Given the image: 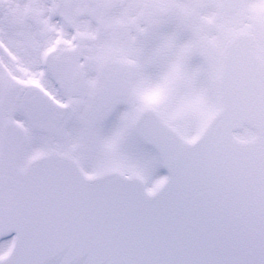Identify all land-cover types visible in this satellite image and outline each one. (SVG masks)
I'll return each instance as SVG.
<instances>
[{"label": "snow or ice", "instance_id": "obj_1", "mask_svg": "<svg viewBox=\"0 0 264 264\" xmlns=\"http://www.w3.org/2000/svg\"><path fill=\"white\" fill-rule=\"evenodd\" d=\"M0 264H264V0H0Z\"/></svg>", "mask_w": 264, "mask_h": 264}]
</instances>
